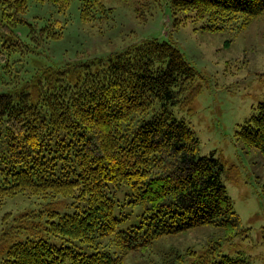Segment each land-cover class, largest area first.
I'll list each match as a JSON object with an SVG mask.
<instances>
[{
  "label": "trees",
  "instance_id": "16d2710c",
  "mask_svg": "<svg viewBox=\"0 0 264 264\" xmlns=\"http://www.w3.org/2000/svg\"><path fill=\"white\" fill-rule=\"evenodd\" d=\"M37 1L64 13L71 0ZM166 1L173 13L206 19L212 29L264 12V0ZM28 4L0 0V206L26 193L68 197L74 209L49 214L47 229L65 244L27 233L9 244L0 264H122V254L103 246L105 237L134 250L202 226L221 232L207 242L208 254L189 262L193 249L176 252L167 264H251L240 253L216 257L221 240L245 229L222 181L224 160L215 151L201 155L196 133L172 110L184 91L198 90L197 72L180 49L150 38L105 58L30 68L25 58L35 62L42 42L62 36L64 22L29 24L23 41L18 27ZM77 7L84 22L111 10L102 0H78ZM149 7L138 5L143 13ZM252 109L235 135L264 153V100ZM117 192L144 205L140 223L127 230L118 228Z\"/></svg>",
  "mask_w": 264,
  "mask_h": 264
},
{
  "label": "rangeland",
  "instance_id": "374dc122",
  "mask_svg": "<svg viewBox=\"0 0 264 264\" xmlns=\"http://www.w3.org/2000/svg\"><path fill=\"white\" fill-rule=\"evenodd\" d=\"M156 1L102 0L111 10L84 22L78 0H71L64 13L46 1L29 0L24 22L18 27L21 40H28L29 24L40 28L58 19L64 22V29L60 38L42 42L34 55L35 62L31 57L25 59L30 68L65 61L78 63L92 57L105 58L150 38L177 46L197 72L193 84L198 90L194 94L190 89L184 91V102L172 110L196 133L201 155L215 151L224 160L222 181L245 229L230 240H221L216 257L240 253L251 264H264V153L245 146L235 135L237 124L264 100V12L212 29L207 27L206 19L184 11L173 13L168 1L154 4ZM143 3L150 4L144 13L138 9ZM189 14L193 19L174 23L175 17L184 19ZM117 193L122 216L118 228L127 230L140 223L144 205L129 202L131 196ZM73 206L72 199L63 196L52 199L19 193L7 198L0 206V260L11 242L27 233L58 246L65 244L63 237L47 229L49 214L52 210L72 212ZM220 234L217 229L202 226L156 238L134 250H124L111 236L105 237L102 244L116 255L122 254V264H167L176 261L171 256L174 253L186 254L193 249V256L187 258L191 262L194 254H208L207 242Z\"/></svg>",
  "mask_w": 264,
  "mask_h": 264
}]
</instances>
